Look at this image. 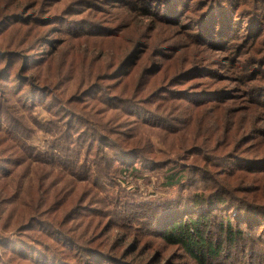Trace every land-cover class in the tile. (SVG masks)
<instances>
[{"label": "rangeland", "instance_id": "rangeland-1", "mask_svg": "<svg viewBox=\"0 0 264 264\" xmlns=\"http://www.w3.org/2000/svg\"><path fill=\"white\" fill-rule=\"evenodd\" d=\"M53 1L56 4L49 11L56 13L54 27L61 29L64 35L57 40L55 52L50 56L47 55L46 61L42 65L30 68L20 83L16 82L20 87L26 79L30 78L31 83L45 86L46 90L42 92L43 94L32 99L35 100L34 102L30 100L26 106L20 105L14 96L8 98L4 100V104L8 105L9 110L0 112V159L4 160L3 163H9L13 157L11 152H15L16 155L23 154L29 164L28 167L11 165L4 172V169L0 168V264H31L29 260H31L32 252H37L39 257L40 255L44 257L45 249L48 246L50 253L46 255H54L57 248V242L54 241L57 238L58 254H61L59 243L64 239L63 243L90 242L92 245L99 246L100 249H109L110 253L116 257L124 250L129 252L133 249L134 252L131 253L129 259H126L135 261V263L142 259L144 264L147 261L156 264H192L181 251L163 245L159 239H156L157 233L165 224L177 217L182 218L189 213H194L198 208L203 211V214L214 210V207H217L216 205H219L220 202L215 205L209 203L213 200L231 202L233 198L240 199L241 197H235V193L243 187H252L256 190L254 194L247 196L249 199L253 198L260 202L264 198V176L255 181L261 176L259 174L252 176L248 172L250 169L245 170L240 164L242 160H252L254 163L251 164H262L260 171H264V97L263 95L256 97L260 92H264L262 90L264 86L252 82L251 78V74L259 71L263 76L264 68L252 58L247 60L252 63V66H247V62H243L247 55L242 50L244 43L247 42L246 49L249 46H256L264 51V43L257 44V41L263 38L262 33L264 34V0H215L197 17H194L193 14H186L187 6L192 7L193 0H186L184 9L181 4H178L181 0H176V2L165 0V10L163 7L160 15L167 17L170 23L177 21L180 25H187L189 22L187 19L197 23L198 26L194 29L198 31L199 36L196 37L202 41L199 43L203 45V52L191 47L189 35L182 34L180 29L176 31L169 29L174 28L177 22L168 24L144 16L142 11L146 9V0H116V2L113 0L112 6L121 8L119 11L122 14L121 26L118 28L107 25L110 23V16L101 20L100 10L110 13L118 12L113 10V7L102 6L105 2L100 3V0ZM159 1L161 0H155L156 4L153 9L149 10L154 11L159 5ZM239 2L246 4L245 13L242 14L244 22L242 18L239 19L236 14L234 15ZM177 10L179 12L175 15ZM125 20H131L133 24L126 28ZM93 23H98V25H93ZM77 25L84 27L85 30L87 28L94 29L96 33L92 31L84 33L82 36L69 37L81 40L63 39ZM212 25H214V29L216 26V30L213 31ZM97 33H102V35ZM188 33L193 36L195 30ZM253 38L255 44L251 45ZM24 41L15 30H9L3 37V42L8 46L3 47L12 49L16 45L21 46ZM203 41L206 42L207 47ZM45 44L47 45V43ZM141 44L152 46V53L151 60H145L146 63L140 67L139 74L144 70L143 67L157 62L156 59L163 60L155 58L160 53L157 52L158 50L167 52L165 55L173 60L167 63L170 76L174 74L173 71L183 59H186L188 64H190L189 62H198L193 66H207V70L211 74L209 81L212 82L205 89L204 87L197 88L198 96L206 97L203 100L213 102L202 107V111L193 113H190L189 110H178L183 107L173 103L171 111H167L161 104L147 105L144 103L153 87L150 85L141 86L139 81L135 85L138 75L136 80L128 85L124 84V80L116 84L114 88H110L112 95H116L117 99L132 101L150 113L153 110L161 113L160 123L157 122L156 125L159 128L164 126L170 128L169 137L163 136L162 132L158 133L155 131L156 129L152 130L143 124L138 130L132 131L130 128L125 130L129 133L138 132L136 135L129 136V143L138 145L145 155L144 157L160 162H158V166L157 163L154 165L145 163L138 166L134 165L133 161L128 163V167L121 168L122 170H110L102 189L93 185L84 188H81L83 186L72 187L71 181H78L68 168L74 169L75 166L65 168L63 166L64 157L58 149L54 148V145H58L60 142V138L69 140L64 136V133L67 132V121L72 119L71 116H68L69 109L78 113L77 109L81 103L75 105L72 103L83 102V95L80 96V93L94 83L97 90L86 96L84 103H92L94 99H98L102 90L105 89L106 80L110 79L109 76L103 74L110 73L113 68L118 66L128 49L134 46L139 47ZM48 47L49 45L44 49H48ZM28 51L29 48L24 51V54ZM262 57L264 61V52ZM2 58L0 56V61H3ZM141 62H143L142 59L139 64ZM193 66L187 65L184 70L193 68ZM134 71H138L137 68ZM208 74L200 76L206 75L208 78L210 77L207 76ZM240 75L245 78L241 80ZM6 78L8 79V76ZM6 78L1 83L10 85L12 79L9 78L7 81ZM28 89L27 97H30L32 92L29 87ZM3 91L4 88L0 85V92ZM247 94L249 96H246ZM77 95L79 97L74 99L73 96ZM216 98H220V100L213 104ZM1 99L2 94H0ZM225 99L227 102H224ZM244 99H248V102ZM249 101L259 103L262 108L246 106L250 103ZM107 111L109 112L105 115L100 113L104 121L105 117L112 116L114 109L110 107L107 108ZM261 111L263 115H260ZM187 113L191 117L187 118ZM8 117H12L18 123L19 134L16 137L23 145L20 150L12 148L9 139L2 140L3 134L6 133L4 131L8 127ZM146 121L153 122L149 119ZM71 123L74 126V130L70 134L72 139H75L77 131L88 128L82 126L75 119ZM118 125L116 129L121 128V125ZM9 132L14 134L12 131ZM138 134H140V142L137 138ZM232 135L236 141L232 153H236L240 162L237 163L235 160L231 164L229 172L222 176V172L215 168L222 162L221 159H215L211 154L210 156L206 152V147L217 146L220 140L225 142ZM259 139L262 140L253 144ZM83 140L87 141L86 138ZM183 141H187L184 147L181 146ZM72 143L77 142L70 141L68 145ZM231 148L232 145L227 147L224 152L220 150L216 154H227ZM3 149L6 152L1 153ZM75 153L74 157L78 163L85 161L84 149L77 148L75 145L72 147V154ZM209 159L216 160L214 168L210 166V163L208 166ZM147 162L153 163L150 160ZM179 165L189 166L190 169L183 174V179L179 180L178 184L171 187L165 186L167 175L173 172L174 168L177 169ZM119 167L121 166L119 165ZM131 167H137L139 170L132 172ZM237 169L244 171L237 176ZM247 172L248 174H246ZM205 174L209 176H205ZM243 174L246 175L242 182L235 180ZM247 175H250L252 180L246 181ZM38 181H43L44 185H50L49 192H47L49 204L53 201L56 202L52 206V210L37 214L36 217L43 222H52L55 218L61 220L65 217L64 226L58 232V236L53 234L55 240L44 237L43 234L48 231V228L42 226L43 222H39L41 225H34L31 232L26 231L23 226L26 218L32 216V209L28 210L30 197H34V191L39 189ZM64 185L72 187L71 192L74 191V193L70 197L64 196L62 200L65 203L59 205L58 191ZM83 190L85 191L78 200ZM222 191L227 194L220 197L215 196L217 193L222 195ZM229 191L230 194H228ZM67 195L69 194L67 193ZM209 196L211 198L208 200ZM77 200V207L72 209L71 207ZM198 203H201L202 206L198 207ZM70 209L72 210L69 211ZM66 210L68 214L65 216ZM226 211L225 206L210 211L211 229L217 228L218 223L225 220ZM258 235L261 236V233ZM262 238L264 239V237ZM40 241H43L44 244L38 248L37 245L41 243ZM67 245L70 247L67 253H71V244ZM251 250L264 253V244L254 242L246 247L245 251ZM72 253V260L69 262L82 264L79 262V257L72 256ZM79 255L82 253L79 252ZM156 255L161 260L156 262ZM35 256L34 253L33 258L36 263L32 261L33 264H41L37 258L35 259ZM59 258V256L57 259L50 258L47 262L58 264ZM221 262L250 264L248 257L235 250H231L228 259L221 260Z\"/></svg>", "mask_w": 264, "mask_h": 264}, {"label": "trees", "instance_id": "trees-1", "mask_svg": "<svg viewBox=\"0 0 264 264\" xmlns=\"http://www.w3.org/2000/svg\"><path fill=\"white\" fill-rule=\"evenodd\" d=\"M174 1L176 2V0ZM185 1L186 0H181V2H178V4H181L183 9L186 7ZM214 1L215 0H193V6H187L186 14H193L194 17H197L203 11H205L208 5L212 4ZM99 2H105L104 4H102V6L111 8L113 7V10L118 11L116 13H110L100 10V13L102 14L101 20L110 16V23L107 25L114 28L120 27L122 14L119 11L121 10V8H114V6H112L113 0H100ZM159 2L160 3L158 7L154 9V11H151L149 9H153V6L156 4L155 0H146V9L142 11L144 16L155 18L156 20H160V22H165L168 24H174L175 22H177L172 21L170 23V20L167 17L160 15L163 7L165 10V0H161ZM55 4L56 3L53 0H0V56L3 57V61H0V85L2 88H4V91L0 92V94H2V99L0 100V112H7L9 110V108L7 107L8 105L4 104V100H7L8 98L14 96L16 97L20 105L26 106L30 100L34 102L35 100L32 99L40 94H43L42 92L46 90L45 86L35 85L31 83L30 78L26 79L24 81V84L22 86L20 85V87L17 86L16 82L20 83L21 79L25 77L27 71L30 70V68L42 65L46 61L47 55L50 56L53 52H55L54 48L56 46L57 40L62 38V36L64 35L61 32V29H58V27H54L56 24V21H54L56 19V13H51L49 11V9ZM244 10H246V4L243 2H239L234 12V15L236 14L237 18L239 19L242 18L243 22L244 16H242V14L245 13ZM178 12L179 10H177L175 15H177ZM202 16H204V14H202ZM131 20H125L126 28L130 27L133 24L131 23ZM187 20L189 21L187 25H180V23L177 22L174 25V28L169 29L174 31L180 29L182 34L189 35L191 39V47L196 48L199 52H203V45L199 43L201 40L199 39V37H196L199 36L198 31L194 29L198 25L197 23L192 22L191 19ZM93 25L97 26L98 23H93ZM93 27L96 28L95 26ZM212 27L213 31L216 30V26L215 29L214 25H212ZM9 30H15L21 37V39L25 40L21 46L16 45L12 49L3 47L8 46L3 42V37L6 32H9ZM194 30L195 33H193V36L195 41L193 40V36L191 35V33H188L194 32ZM92 31L95 32L94 29L87 28L85 30L84 27H80L79 25H77L76 28L73 29L70 34H66V37H64L63 39L81 40L79 38L69 37L82 36L84 33H91ZM97 34L102 35V33ZM104 34H107V32H104ZM262 36L263 38L258 40L257 44L264 43L263 33ZM45 43H47V45ZM203 43L206 45L205 41H203ZM244 44L246 45L247 42H245ZM253 44H255V39L251 41V45ZM48 45V49H44ZM245 45L242 50H244V54H246L247 57L243 62L246 63L248 58H252L255 59V62L257 64L262 65L264 68V61L262 57L264 52L263 49L256 46H249L246 49ZM28 48L29 51L24 54V51ZM126 48L128 47L126 46ZM157 52L160 53H158L155 58H162L163 60L161 61V59H156L158 60L157 62H155L154 60L155 63L143 67L144 70L141 72V74H139L140 67H142L146 63L145 60H151L152 46L141 44L139 47L134 46L128 49L123 56L122 62L125 60L124 63L121 62L118 66L113 68L110 73L103 74L109 76L110 79L106 80L105 89L102 90L103 92H101V96L98 99H94L92 103H84L85 97L91 95L92 92L97 90V87L94 86V83L80 93V96L83 95V102L72 103L74 105L81 103V105L77 109L78 113L69 109L70 113H68V116H71L72 119L67 121V132L64 133V136L69 140L60 138V142H58V145H54V148L58 149V151H60L61 155L64 157L63 166L65 168L72 165L75 166L74 169L68 168L71 170V174H73V177L78 181L76 182L72 180V187L77 188L79 186H83L81 188H84L86 186L93 185L96 188L102 189L103 183L106 181L105 179L110 173V170H122L129 166V162L133 161L134 165L138 166H142L145 163L153 165L154 163H157L158 166V162H160L144 157L145 155L138 148V145L129 143V136L136 135L138 132L129 133L125 130L130 128L132 131H135L140 129L143 124L148 128H152V130L156 129L155 131L158 133L159 131L162 132L163 136L169 137L171 134L170 128L166 126L159 128L156 125L157 122L160 123L161 113H157L155 110L150 113L140 108L139 105L134 104L132 101L122 100L121 98L117 99L116 95H112L110 92V88H114L116 84H119L124 80V84L128 85L132 81H135L136 76L138 75V78L135 81V85L139 81V85L141 86L150 85V87H153V90L150 91V95L145 98L144 103H147V105L152 103L158 105L161 104V106L165 107L164 109L167 111H171L172 103L176 104V106L183 107L178 110H189L190 113H193L194 111H202V107L204 108L212 104L213 101L211 102L203 100V98L206 97L198 96L199 92H197L198 89L203 87L205 89L212 84V82L209 81V79L211 78V74L210 71L207 70V66H193L198 62H189L190 64H188L187 60L183 59L184 61H181V64H179V66L173 71L174 74L170 76L167 63L172 62L173 60L171 58H168V55H165L167 52H163L162 50H158ZM249 54H251V56H249ZM141 59L143 62L139 64V61H141ZM187 65L193 66V68H187L184 70L185 66ZM247 66H252V63L247 62ZM136 68L138 71H134ZM205 73H209L207 76L210 77L207 78L206 75L200 76ZM6 76H8V79L6 78ZM5 78L7 79V81L9 80V78L12 79L10 85L1 83ZM239 78L243 80L245 77L240 75ZM251 78L252 82L264 86V75L262 76L260 71L251 74ZM28 87L32 92V95L30 97H27V91L29 90ZM18 88L20 89L17 90ZM262 95L264 97V92H260L256 95V97H260ZM246 96H249V94H247ZM73 97L75 99L79 96L77 95ZM218 100H220V98H216L213 104L218 103ZM244 100L248 102V99ZM224 102H227V99H225ZM82 103L84 104L82 105ZM246 106H250L251 108H257V106H259L262 108L259 103L253 102L246 104ZM110 107L114 109L111 114L112 116L105 117L104 121L102 119V114L105 115L106 113H108L109 111H107V108ZM260 115H263L262 111ZM186 116H188L187 118L191 117V115H188V113L186 114ZM58 119H60L59 116ZM74 119L82 126L88 128L84 130L80 129L79 131H77L75 139H72L70 134L71 131L74 130V126L71 125V121ZM146 119H149L153 122L150 123L149 121H146ZM8 121V127L4 131L6 133L3 134L2 140L9 139L12 143V148L20 150L23 145H21L22 143H19L16 137L19 134V129H17L18 123L12 117H8ZM118 124L121 125L120 129H116L117 126H119ZM7 130L12 131L14 134H11ZM82 135L83 138L87 139V141L83 140ZM77 137L80 138L78 139ZM137 138L140 142V134L137 135ZM260 140L262 139L257 140L253 144L260 142ZM70 141H76L77 143L68 145ZM186 142L187 141H183L181 146L184 147V144ZM188 142L190 143L191 141ZM75 145L77 146V148L84 149L86 153V159L82 163H78L76 161V158L74 157L76 156V153L72 154V147ZM230 145H232V148L228 151L227 154H216L220 150L221 152H224L225 149ZM235 145L236 141L234 140V136L232 135L230 139L226 140L225 142H221L220 140V143L217 146L211 148L206 147V152L209 155L211 154L215 159H221L222 161L219 165H216L215 159H209L210 162H208V166L209 163L212 168H214L216 165L215 168H218V170L222 172V176L226 175L229 172L231 164H233L235 160L237 161V163L240 162L238 161L239 158L236 153H232ZM24 147L26 148V146ZM3 152H6V150L3 149L1 153ZM11 155L13 157L12 159H10L9 163H3L4 160L0 159V168L4 169L3 172L7 169V167L11 165H16L17 167L29 166L23 154L16 155L15 152H11ZM149 160L153 163L147 162ZM251 163L254 162L252 160H242L240 162L245 170H247V168L248 170L250 169V171L248 172H250L252 176H256L257 174L261 176L258 177V179H255V181H258L260 178H262V176H264V171H260V167L263 165L259 163ZM119 165L121 167H119ZM189 169V166L182 167V165H179L177 169L174 168V171L167 175L164 183L165 186L171 187L178 184L179 180L181 181L183 179V174ZM138 170L139 169L137 167H131L132 172H137ZM242 171L244 170L237 169V176ZM248 172L246 174H248ZM246 174L235 178V180H237L238 182H242ZM205 176L209 175L205 174ZM245 180L249 181L252 180V178L250 175H247L245 177ZM49 187V184L44 185L43 181H38L39 189H36L34 191V197H30V208L28 210L32 209V216L27 217L23 225L25 226L24 228L26 231H33L34 225H41V223L39 222H43L36 217L37 214L52 210V206L56 201H53L51 204H49V198L47 197ZM72 187H67L64 185L59 189L58 196L60 197L57 200L59 205L65 203L64 200H62L64 196L70 197L74 193V191L71 192ZM84 191L85 190L81 191L78 200L81 198ZM255 192L256 190L252 187H243L237 190L235 193V197H241L240 199L233 198L231 202L223 200H213L212 202H209L214 205L220 202L219 205H216L217 207H214V210L224 206L227 210L225 220L221 223H218L217 228L211 229L212 220L210 217V211L214 210H210L209 212L203 214V211L198 208V210H196L194 213H189V215H186L182 218L177 217L165 224L164 227H162V229L157 233L156 239H159L163 245L181 251L183 253V256L187 258L192 264H225L221 262V260H227L228 254L229 252H231V250H235L236 252L242 253L243 256L248 257L250 264H264V253L253 250L249 252L245 251L246 247H249L250 244H254V242H260L264 244V239L262 238L264 237V198L263 201L257 202L253 198L249 199L247 197L250 194H254ZM67 193L69 195H67ZM230 193L231 192L229 191L228 194ZM226 194L227 192L222 191V195L217 193L215 196L220 197ZM210 198L211 197L209 196L208 200ZM78 200L71 207L72 209L77 207ZM198 204V207L202 206L200 205L201 203ZM38 206H40V209H38ZM72 209H70L69 211H71ZM66 214H68V211L64 213L65 216ZM64 218H62L61 220L55 218L52 222H43L42 226H46L48 228V231H45V234H43L44 237H46L47 239L55 240L54 235L58 236V232H60V230L64 226ZM259 233H261V236L258 235ZM63 241L65 240L62 239V241H60L59 243L61 246V254H58L57 238L56 241H54L55 243L57 242V248L55 249L56 255H46L50 253L48 252V246L45 249L46 253L44 257H42L40 254L39 257L37 252H32V257L30 258L31 260H29V262L31 264H33V262L36 263L33 258L35 253V255L37 256H35V259L37 258V260L41 262V264H52V262H47L48 259H57L58 256L60 257V262L58 264H75L69 261L72 260L71 253L76 251L75 253H72V256L76 255V257H79V262L82 264H144V261L142 259L136 261V263L135 261L126 259H129L131 253L134 252L132 251L133 249H131V251L129 252H125L124 250L123 253L116 257L115 255H112L110 253L111 251L109 249H100L99 246L92 245L87 241H81L80 243L64 242L65 244L63 243ZM40 242L41 243L37 245L38 248L42 246L41 244H44L43 241ZM67 244H71V253H67L69 252L68 249L70 248ZM74 248H76V250H74ZM79 252L82 253V255H79ZM157 256L158 255H156L155 258L156 262L158 260H161L158 259ZM23 258L26 259L25 256H23ZM53 264H55V262ZM145 264L156 263H150V261H147Z\"/></svg>", "mask_w": 264, "mask_h": 264}]
</instances>
